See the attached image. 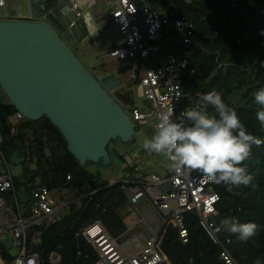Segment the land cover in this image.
Here are the masks:
<instances>
[{
    "label": "trees",
    "instance_id": "obj_1",
    "mask_svg": "<svg viewBox=\"0 0 264 264\" xmlns=\"http://www.w3.org/2000/svg\"><path fill=\"white\" fill-rule=\"evenodd\" d=\"M144 1L155 10L159 7L162 15L183 17L194 26L198 43L183 75L185 91L202 94L216 90L224 102L237 111L247 132L264 140V128L255 116L258 105L253 95L264 87V0ZM100 70L107 74L103 68ZM112 96L116 102L119 99L125 103L134 102L133 96L125 92L118 91ZM208 111L213 113L211 107ZM16 113L7 100H0L1 150L5 159L19 156L22 164L21 176H12L15 193L21 185L37 181L38 186H45L52 192L70 190L77 194L76 201L61 206L66 211L60 213L58 210L49 226L30 229L26 238L28 250L38 254L40 264H93L95 253L76 232L83 224L95 221L111 236L125 231L121 211L126 207V195L121 184L109 185L110 181L103 179L99 172L90 171L89 165L81 167L48 119L24 121L19 126L22 120L15 121ZM136 129L138 127L134 131ZM244 164L253 176L248 186L228 191L227 185H216L220 195L217 224L226 217L241 223H256V234L247 241L222 229L221 238L230 239L228 248L238 264H254L256 259L264 264V144L253 146L252 155ZM135 167L123 168V171L133 178ZM142 173L148 176L150 172L142 170ZM34 189L33 185L28 194ZM57 207L60 206L57 204ZM184 219L188 243L180 242L176 227L167 221L160 228L158 251L170 264H222L217 249L196 218L185 214ZM36 233L39 234L37 245L30 249ZM0 258L6 264L13 259L9 248L1 241Z\"/></svg>",
    "mask_w": 264,
    "mask_h": 264
},
{
    "label": "built area",
    "instance_id": "obj_2",
    "mask_svg": "<svg viewBox=\"0 0 264 264\" xmlns=\"http://www.w3.org/2000/svg\"><path fill=\"white\" fill-rule=\"evenodd\" d=\"M5 3L6 0H0V8ZM65 3L73 14L69 22V28H72L81 19L84 6H95L96 0L84 3L65 0ZM105 6L109 9L108 26L117 30L122 38L120 45L109 49L105 57L130 62L131 72L138 68V75L130 74L129 78L137 85L139 99L149 108L145 114L135 102L120 106L134 129L151 124L155 131L160 114L171 109L172 119L178 120L186 108L197 106L200 93L186 92L183 80L192 50L198 43L193 24L183 17L162 15L144 3L142 11H139L135 0H105ZM169 38L172 40L171 48L160 53L156 44ZM14 119L19 122L22 116L17 112ZM124 158V168L137 166V163H127V158H131L129 155ZM133 171V178L127 173L126 177L109 183L121 184L126 206L137 211L139 202L145 200L158 213L160 228L167 221L173 223L182 244H187L189 238L184 215L192 214L217 249L220 262L238 264L228 248L230 239H222L221 230H218L220 195L216 184L203 180L202 174L195 171L176 173L169 169L163 174L150 172L148 176H144L138 166ZM52 193L45 186L32 190L25 203L26 210L22 212L12 174L0 147V216L9 218L0 228V234H9L18 250L7 264H40L38 254L28 250L26 238L31 228L43 229L54 221L58 207ZM9 199L14 208L9 206ZM160 228L156 232L143 217L138 216L133 225L126 226L125 231L117 236L109 235L98 221L83 224L76 235H80L95 253L93 264H170L157 248ZM38 238L36 233L30 249L37 245ZM129 246H133L131 254L126 249Z\"/></svg>",
    "mask_w": 264,
    "mask_h": 264
},
{
    "label": "water",
    "instance_id": "obj_3",
    "mask_svg": "<svg viewBox=\"0 0 264 264\" xmlns=\"http://www.w3.org/2000/svg\"><path fill=\"white\" fill-rule=\"evenodd\" d=\"M25 1L6 0L0 8V100L22 116L19 126L48 119L81 167L109 166V143L135 140L132 122L110 93L129 68L94 77L71 50L87 45L89 35L81 19L69 28L73 14L65 0H29L31 21L3 18L5 9L19 14ZM135 2L142 11V1Z\"/></svg>",
    "mask_w": 264,
    "mask_h": 264
},
{
    "label": "clouds",
    "instance_id": "obj_4",
    "mask_svg": "<svg viewBox=\"0 0 264 264\" xmlns=\"http://www.w3.org/2000/svg\"><path fill=\"white\" fill-rule=\"evenodd\" d=\"M253 95L258 105L255 116L264 128V87ZM198 97L197 106L186 108L178 120L172 119L171 109L160 114L154 134L143 139V149L164 157L173 172H199L203 180L216 185L223 183L228 191L248 186L253 176L244 162L251 157L253 146L260 147L264 140L247 132L237 111L216 90ZM257 227L254 222L241 223L226 217L220 220L218 230L237 234L239 240L247 241L256 234ZM254 264L262 262L256 259Z\"/></svg>",
    "mask_w": 264,
    "mask_h": 264
},
{
    "label": "rangeland",
    "instance_id": "obj_5",
    "mask_svg": "<svg viewBox=\"0 0 264 264\" xmlns=\"http://www.w3.org/2000/svg\"><path fill=\"white\" fill-rule=\"evenodd\" d=\"M29 1V0H28ZM28 1H25L22 3V15L19 16V14L11 15L9 13L8 9H5L2 13L4 19H12V18H21L22 19H36L33 18L32 14H30L32 6H30V3ZM101 4H98L102 9V16L103 21H99L96 24L93 25L92 28H90L93 32L89 37L87 38V47L86 49L82 50V47L84 44H80V48L78 52H74L75 56L79 59V61L86 67V68H92L94 66L95 71H93L94 77H98V70L96 68H103L104 70L112 71L114 73L123 70L129 66L130 62H124V61H117L116 59L105 57V54L108 52V50L112 46H116L120 44L122 38L117 32V30L111 28V27H104V23L106 21V18L109 16V9L104 6V0H100ZM145 5H147L144 2ZM97 5V7H99ZM149 6V5H148ZM158 12H160L159 7L156 8ZM92 9H88L86 11V14L84 18L88 17L87 12L91 13ZM92 23L95 22V20H91ZM59 34V33H58ZM60 35V34H59ZM61 36V35H60ZM172 40L164 39L161 40L156 45L160 49V53H163L167 51L169 48H171ZM91 46V47H89ZM72 50V49H71ZM83 52V54H81ZM102 65V67H100ZM138 68H135L133 72L126 71L125 73L121 74L119 76L121 80V85L115 91L114 93L118 92L119 90H123L127 95L131 94L133 96L135 105L138 106L140 111L147 114L149 112V108L142 102L141 99H139L137 95V85L135 82L131 81L129 78L130 74L138 75ZM96 72V73H95ZM110 72V73H112ZM111 96L113 95V92H110ZM118 100V98H117ZM117 102L119 104L121 103L124 105L125 102H123L122 99H119ZM154 134V129L152 128L151 124H145L142 126H139L138 129L134 132V142L125 145L121 143L120 141H114L109 143V152L112 155V161L109 166L102 167L100 165H89L87 168L92 172H99L103 179L107 181H113L118 180L126 177V172L123 171L124 164L126 163V159H122V156L129 155L131 158H127V163H137L138 169L142 172L143 171H149L155 174H163L164 171H168V161L155 153H149L145 151L142 147L143 139L147 137H151V135ZM6 161L8 163L10 172L12 176H21V158L19 156H12L6 158ZM31 168H34V165H31ZM33 185L37 188L38 182L36 181L35 184L29 183L27 185H21L17 191L16 195L19 200V207L20 210L23 212L26 210V201L29 199L30 194L29 188L33 187ZM52 197L56 200L58 208L60 213H64L66 211L65 208L61 207L63 204L71 201L77 200V194L75 191L70 190H55L52 193ZM9 206L14 208V204L12 200L9 199ZM121 215L123 216V222L125 226L130 227L135 223L138 216L143 217L157 232L160 228V217L158 213L145 201L141 200L139 204L137 205V211L130 208V206H126L122 211ZM0 241L3 243L4 246L8 247L10 250V253L12 255H17V248L13 245V238L9 234H0ZM133 246L127 247V251L130 252V254L133 251ZM5 262L2 261L0 258V264H4Z\"/></svg>",
    "mask_w": 264,
    "mask_h": 264
},
{
    "label": "crops",
    "instance_id": "obj_6",
    "mask_svg": "<svg viewBox=\"0 0 264 264\" xmlns=\"http://www.w3.org/2000/svg\"><path fill=\"white\" fill-rule=\"evenodd\" d=\"M78 1L84 3L86 0H78ZM141 1H143V0H141ZM144 2H145V1H144ZM144 2H143V3H144ZM98 4H101V1H100V0H96V5H95V6H92V7L84 6V8H83V13H82L81 21H83L84 24L86 25L88 35H91V34H92L93 31H92L90 28H92L94 24H96L97 22H99V21H101V20L103 21L102 10H101L102 8H101ZM97 5H98L99 7H97ZM104 6H105V0H104ZM105 7H106V6H105ZM32 8H33V6H32ZM32 8H31V9H32ZM88 9H92V11H91V13L87 12L88 17L84 18L85 14H86V11H87ZM12 14H13V13H12ZM12 14H11V15H12ZM30 14H32L31 11H30ZM13 15H16V13H14ZM19 16H23V15H22V11L19 12ZM32 16H33V14H32ZM108 17H109V16H108ZM92 19L95 20L94 23H92V21H91ZM11 20H25V21H31V20H34V19H22V17H21V18H17V19L12 18ZM104 27H109V26H108V18H106V21H105V23H104ZM121 42H122V40H121ZM121 42H120V43H121ZM118 45H120V44H118ZM118 45H116V46H112L111 48L117 47ZM86 47H87V45H86ZM89 47H91V46H89ZM111 48H110V49H111ZM127 68L130 69V64H129V66H127ZM90 69H92V71H95L94 66H92V68L90 67ZM96 69L98 70V72H97V73H98V74H97L98 77H96V78H100V77L106 75V74H103V73H102V71L100 70V68H96ZM128 71H129V70H128ZM110 72H112V71H108L107 74L110 73ZM95 73H96V72H95ZM114 92H115V91H113V94H115ZM27 201H28V200H27ZM8 221H9L8 216H5V215L0 216V228L3 227L4 222H8ZM13 242H14L13 245L15 246V241L13 240ZM11 255H12V254H11Z\"/></svg>",
    "mask_w": 264,
    "mask_h": 264
},
{
    "label": "flooded vegetation",
    "instance_id": "obj_7",
    "mask_svg": "<svg viewBox=\"0 0 264 264\" xmlns=\"http://www.w3.org/2000/svg\"><path fill=\"white\" fill-rule=\"evenodd\" d=\"M80 44H81V43L78 42V44H76V45L72 48V52H73V53L79 51ZM83 49H86V45H84V46L82 47V50H83ZM81 54H83V52H81Z\"/></svg>",
    "mask_w": 264,
    "mask_h": 264
}]
</instances>
